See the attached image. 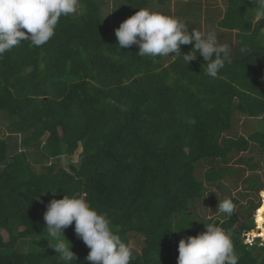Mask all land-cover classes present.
<instances>
[{
  "label": "trees",
  "instance_id": "obj_1",
  "mask_svg": "<svg viewBox=\"0 0 264 264\" xmlns=\"http://www.w3.org/2000/svg\"><path fill=\"white\" fill-rule=\"evenodd\" d=\"M170 1L114 0L108 13L105 0H79L78 13L62 16L49 42L22 41L0 57V116L10 133H0V264H62L44 213L64 195H79L110 218L133 247L130 264H177L176 240L203 232L190 204L208 197L216 204L211 185L229 191L222 179L239 177L229 165L233 156L247 162L254 158L242 154L255 150L260 159L250 166H264V128L232 136L239 116L253 119L251 127L255 118L264 124V48L245 46L261 34L264 47V20L254 21L252 0H226L218 27L236 31L244 50L230 49L215 78L204 73L199 53L183 61L191 44L180 56L170 53L168 63L165 56H139L136 45L119 47L115 30L129 15L148 5L166 11ZM192 1L177 0L186 7L181 21L193 13ZM37 156L48 164L36 168ZM205 162L211 167L202 172ZM257 181L251 178V188ZM229 194L235 210L223 213L224 226L238 264H264V243L243 242L253 214L242 220ZM258 231L257 223L250 232ZM64 235L77 257L71 264H91L74 223Z\"/></svg>",
  "mask_w": 264,
  "mask_h": 264
},
{
  "label": "clouds",
  "instance_id": "obj_2",
  "mask_svg": "<svg viewBox=\"0 0 264 264\" xmlns=\"http://www.w3.org/2000/svg\"><path fill=\"white\" fill-rule=\"evenodd\" d=\"M252 4L255 20H264V0H252ZM78 11L79 0H0V57L22 41H30L35 47L46 44L55 35L60 18ZM189 29L178 18L139 8L116 28L115 35L121 49L136 45L141 57L180 56L181 46L191 44L192 50L183 52V61L188 65L199 53L207 62L204 73L217 77L230 61L229 46L218 42L214 30L202 33ZM218 210L230 216L235 206L230 199L219 200ZM44 221L47 238L62 264L77 261L72 245L64 239L65 229L73 223L76 236L90 249L85 259L91 264H130L133 259L132 245L113 230L110 218L79 195L51 200ZM178 251L177 264H238L239 259L230 234L214 224L182 238Z\"/></svg>",
  "mask_w": 264,
  "mask_h": 264
},
{
  "label": "rangeland",
  "instance_id": "obj_3",
  "mask_svg": "<svg viewBox=\"0 0 264 264\" xmlns=\"http://www.w3.org/2000/svg\"><path fill=\"white\" fill-rule=\"evenodd\" d=\"M113 1L114 0H105V2L107 3V5L105 6L106 12L109 13L113 5ZM186 1H188L189 3V0H185V2ZM196 1L197 0L192 1L193 6L191 7V12L193 11V13L185 14L183 21L188 25V27L190 28L189 30L191 31V28H195L196 30L201 31L202 33H207L208 31L214 30L217 34L218 42L227 44L229 48L232 50V54L237 55L241 50H244L242 44H239V40H240L239 34L236 31L228 32L218 27V21L223 16V13L226 8V0H199V3L201 2V6H202L201 11H198L197 9L198 6L196 4ZM181 5H185V3L177 4V0H171L169 2V7L166 8L167 12L161 5L159 6L148 5L146 9H149L150 11L159 14L169 15L178 18L179 20H183L182 19L183 15H181L180 12L183 11V9L186 7L184 6L183 8ZM130 16L131 15H129L128 17ZM254 21L256 22L255 17H254ZM260 26H262L261 33L264 38V21L261 23ZM253 35L252 37L250 36L251 39H249L250 37L247 38V42H246L247 45L245 44V46L247 47L246 50H248V48L254 47L255 45H257L255 46L256 48L257 47L264 48L261 47V42H260L261 34H256L254 36ZM165 57H166V63L170 62L171 57L170 56H165ZM252 123H253V119H249L248 117H244V116H239L235 122L237 134H232V136L241 135V134L248 136L251 132H254L256 130H263L264 124L263 122L260 121V119L255 118V123L251 127ZM8 125H9V120L6 117L0 116V133L2 136L6 137L10 134L8 131ZM242 155L244 156L245 161L248 160L249 158H254V159L247 162H241L239 159L240 157L239 155L233 156V159L230 161L229 165L239 174V177H237L234 174L235 176L231 175L224 177L222 179L224 185H226L229 188V191L227 189L225 191H222L216 184H214L208 188V192L214 191L217 194L219 200L229 199L227 194L230 193L233 196V198H235L237 201L236 211L238 213V216L242 220H246L248 218V211H251V213L253 214L254 227L252 228V230H254L257 228V223H255V221L257 220L258 211L254 207H252V203L254 204V206H259V207H261L264 204V166L262 165L258 167L250 166V164H254L256 161L260 159V155L257 151L251 150L249 152L243 153ZM33 163L36 168L40 169L42 165L48 164V160L44 159L41 156L40 157L37 156L33 160ZM204 164L205 165H203L201 168L202 172L211 167V164H208L206 162ZM254 176L258 177V181L256 184V188H251L250 180ZM218 199L216 204H213L211 200H209V197L203 200L202 202H200L201 200L199 199L196 202L190 204L191 211L193 213L192 215L194 218V223H195L194 226L203 229V231H205L206 224L209 223L207 219L212 218V220L217 221V226L221 227L224 230L227 229L224 226V224L229 225L228 222H226L228 216H226L227 214L223 216V213L218 210V204H219ZM255 210H256V216H255ZM260 229L261 227L259 225V231ZM244 235L245 234H243V242L245 243L253 244L256 241H259L260 243H264V239L260 237V233H258L256 237H251V236L246 237ZM179 241L180 240H176L175 243L177 248L179 246ZM22 245H23L22 247L23 249H28L27 244L23 243ZM133 245L136 248V250L138 251L140 250V246L138 244L133 242Z\"/></svg>",
  "mask_w": 264,
  "mask_h": 264
},
{
  "label": "bare ground",
  "instance_id": "obj_4",
  "mask_svg": "<svg viewBox=\"0 0 264 264\" xmlns=\"http://www.w3.org/2000/svg\"><path fill=\"white\" fill-rule=\"evenodd\" d=\"M262 209H264V204L259 209L257 208V211H258L257 223H259V225L261 227V229H260V231H258V233H260V237H262L264 239V226H263V224H264V216H263L264 211H262ZM247 236L254 237L251 235V232L248 233Z\"/></svg>",
  "mask_w": 264,
  "mask_h": 264
},
{
  "label": "snow or ice",
  "instance_id": "obj_5",
  "mask_svg": "<svg viewBox=\"0 0 264 264\" xmlns=\"http://www.w3.org/2000/svg\"><path fill=\"white\" fill-rule=\"evenodd\" d=\"M262 211H264V209H262Z\"/></svg>",
  "mask_w": 264,
  "mask_h": 264
}]
</instances>
